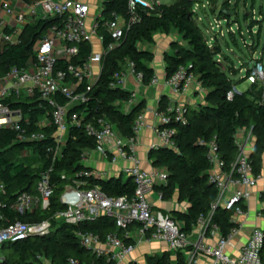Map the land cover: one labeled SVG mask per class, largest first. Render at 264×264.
I'll return each instance as SVG.
<instances>
[{"label":"trees","instance_id":"obj_1","mask_svg":"<svg viewBox=\"0 0 264 264\" xmlns=\"http://www.w3.org/2000/svg\"><path fill=\"white\" fill-rule=\"evenodd\" d=\"M229 0L223 8L227 9ZM106 10H116L126 15L125 0H110ZM193 3L188 0H175L172 5H161L158 14L145 13L139 10L140 20L125 32L124 36L103 56L101 69L95 83L87 92L84 102L70 108V113H76L80 120L79 126L71 125L65 138V143L59 155L53 161L48 151L56 149L55 128L53 125H42L41 121L51 120L53 107L40 100L38 95L32 98H11L6 101L9 106L21 113L19 125L25 130V135L40 133L39 141L20 140L17 132L0 130V180L5 185V193L0 195V229L10 222L21 220L30 225L42 221L51 223V229L43 235L29 236L17 242L4 243L0 251V264H40L41 259L51 264H69V259H76L81 264H111L103 256H97L92 251L81 247L75 234L76 230L89 231L102 238L109 232L121 233L115 227L113 219L101 216L94 221H88L78 226L58 220L56 213L64 209L60 203V195L65 187L80 189L100 187L110 197L132 196L135 183L132 178L124 180L121 177L102 178L92 173V169L84 165L82 156L95 149L94 138L87 134L89 124H96L104 118L113 125L123 139L134 137L133 125L138 114L145 106L144 100H138L125 111L122 104L130 96V92L121 87H113L114 75L123 70L127 62L134 64L136 72L143 75L144 85H148L154 75L153 53L145 44L154 43V35L162 32L169 34L176 31L181 40H173L171 52L164 54L166 78L174 74L179 67H185L193 73L204 92V102L197 107L186 106L184 116L187 123L171 124L177 130L174 136L175 147H157L149 152L152 165L166 171L167 183L156 184L154 190L162 194L163 200L176 197L179 203L186 204V211L172 210L163 212L175 220L183 232H190L200 215L210 217V223H215L222 236H227L235 223L231 221L233 211L218 206L210 215L213 203L217 200L218 191L210 182L212 165L207 159L208 144L214 142L216 153L222 162V171L232 178L237 177L234 166L238 147L237 134L242 129L251 130L254 139L253 147L248 153L254 174L262 172V155L264 152V94L261 83L251 84L245 91L233 90L239 83L246 81L251 69L247 67L244 77L238 83L233 74L217 60L218 49L212 47L208 37L197 25L192 11ZM218 18L230 20L231 16L219 11ZM55 19L38 20L27 25L21 34V43L4 46L0 53V70L6 71L11 66L24 67L33 55V45L41 38L46 28ZM258 24V29H260ZM104 45L112 42L111 37L102 29ZM90 43L79 46V53L73 57L76 65L84 63L92 54ZM261 64V58L257 61ZM59 65H62L61 63ZM232 91L231 99L227 93ZM60 104L67 99L58 96ZM165 104L159 103L158 110H163ZM17 149L31 150L39 158L38 165H30L16 158L12 153ZM53 167L51 183L53 194L47 209H38L33 213L18 214L11 209V204L20 192L35 194L36 183L42 171ZM264 203V192L261 195ZM243 209L246 206L237 203ZM264 217V208L262 209ZM264 231V228H263ZM128 242V240H125ZM174 252L164 251L160 255L148 256L146 264H172ZM179 252H176V254ZM264 253V247L262 250ZM176 264H187L183 257L177 255Z\"/></svg>","mask_w":264,"mask_h":264},{"label":"built area","instance_id":"obj_2","mask_svg":"<svg viewBox=\"0 0 264 264\" xmlns=\"http://www.w3.org/2000/svg\"><path fill=\"white\" fill-rule=\"evenodd\" d=\"M108 1L110 0H92L91 2L85 0H0V53L4 46L21 43V34L27 25L38 20L55 19L46 28L41 38L34 43L33 55L24 67L11 66L6 71L0 70V130L9 129L17 132L20 140H41L43 135L40 133L25 135V130L19 125L21 113L12 109L6 102L11 98H32L38 95L41 101L53 107L51 120L41 121L42 125L51 124L55 128L56 149L54 151L48 149L53 156V161L58 155L59 147L65 143L70 126L80 124L77 114L70 113V108L85 101L87 92L98 78L103 56L117 45L131 25L140 20L139 10L158 14L162 5L159 0H125L126 15H124L114 9L106 10L105 4ZM188 1L193 3L192 11L195 16L198 2L197 0ZM218 13L215 14L214 24L221 34L222 21L228 23L230 20L218 18ZM102 29L112 39L108 45H104V37L100 32ZM212 29H214L213 26ZM84 43L92 45V54L84 63L76 65L72 59L78 55L79 46ZM96 45L99 46V50H94ZM60 63L62 65H59ZM128 75H132L140 86L144 85L142 73L135 71L132 62H127L123 70L115 73L111 86L125 89ZM245 78L250 85L261 82L264 94L262 63L253 66ZM157 81V77L153 75L148 85H155ZM195 81L193 73L185 67H179L174 74L165 78V85L177 96L185 94ZM233 90H237L236 86ZM128 91L130 96L125 102L128 105L127 110L137 102L136 92ZM58 96L65 97L67 102L60 104L57 100ZM231 96L232 91H229L227 98L231 99ZM186 106L182 102H173L165 104L163 110L156 111L159 124L151 128L158 138V143L152 148H174L176 146L174 136L177 130L171 124L177 122L185 125L187 123L184 116ZM144 127L142 111L134 121V137L128 139L121 138L113 125L104 118L98 119L96 124L87 126V134L94 138V150H97L109 163L125 162L126 165L122 170L127 177L133 179L135 189L130 197L125 195L110 197L98 186L85 189L70 186L64 188L59 199L64 209L56 213L55 217L58 220L78 226L106 216L113 219L115 227L121 230L120 235L117 232H109L104 238L93 232L76 230L75 234L80 246L97 256L105 257L107 261H112L111 264H125L123 261L132 254L137 245L151 241L163 243L169 252L176 253L189 248L193 254L201 252L212 257L213 264H264V253H262L264 231L259 227L252 229L237 256L230 257L224 252L225 247L231 243L237 233L236 224L239 225L237 217L247 215L246 210L237 203L247 201L250 197L247 189L254 188L258 180L264 176V172L253 173L248 153L245 151L248 139L236 140L238 153L234 163L237 172L235 178L222 171V162L216 153L214 142L208 144L207 159L212 165L210 182L215 184L218 191L217 200L212 205L210 215L218 206L230 209L233 211L231 221L235 223V226L227 236H222L218 225L210 223V217L200 215L194 227L201 238L192 243L188 234L181 230L175 220L152 209L149 196L156 184L165 185L167 183V173L161 169L146 171L141 167V161L136 152V142ZM249 131L251 134V130ZM87 158L88 152L82 156V161L84 162ZM52 170L51 166L40 173L35 194L25 191L17 194L11 204L14 212L33 213L40 208L49 207L50 197L53 194ZM228 184L234 187H245V190L236 189L224 201L223 197ZM4 193L5 185L0 180V195ZM157 196L162 199L160 192ZM260 196L259 193L258 197ZM258 215L262 216V213L259 212ZM50 229L51 223L48 221L35 225L21 220L10 222L0 229V247L4 243L46 234ZM207 232L212 236L220 235L215 246L202 242V236ZM126 239L128 242L125 241ZM191 263L192 258L187 264ZM69 264L81 263L70 258Z\"/></svg>","mask_w":264,"mask_h":264},{"label":"crops","instance_id":"obj_3","mask_svg":"<svg viewBox=\"0 0 264 264\" xmlns=\"http://www.w3.org/2000/svg\"><path fill=\"white\" fill-rule=\"evenodd\" d=\"M213 7V6H212ZM231 29V27H229ZM166 36V35H165ZM173 39L171 37H160L152 45L148 46V49L153 53V62L151 64L154 69V75L157 77L158 81L155 85H139L132 75L126 77L125 89L136 92L137 100H144L145 106L142 110L144 115L145 127L140 131L138 140L136 142V152L141 161V167L146 171H151L155 168L152 165V162L149 159V152L154 145H157L158 138L155 132L151 127H155L159 124V120L156 116V111L158 110L159 103L163 102L164 104H171L173 102H182L187 106L197 107L199 104L204 102V90L199 85L197 80L189 87L188 91L182 95H174L171 92V89L165 85V62L164 54L171 52V42ZM251 68V67H249ZM246 71V70H244ZM240 77L242 75H239ZM245 83V82H243ZM242 85V83H241ZM249 86L241 88L237 86L236 89L240 92L245 91ZM122 107L125 111L128 109L126 103L122 104ZM237 138L240 140H247L245 151L247 153L253 147L254 139L250 134V131L247 129H242L238 132ZM84 165L92 169V173L100 176L102 178L109 177H121L122 180L126 179L127 176L123 172V168L126 163L119 161L117 163H109L106 161L102 155L97 150H91L88 152V158L83 162ZM264 172V152L262 155V173ZM236 189L245 190V187L239 186L234 187L231 184H228L226 191L224 193L223 200L225 201L230 197ZM247 191L250 193V197L247 201H244L246 206L245 210L247 215L237 217V233L231 243L225 247L224 252L230 256L235 257L238 255L240 248L246 243L251 231L255 227L264 228V217L258 215L259 212H262L264 208V203L261 196L258 197V194L264 192V176L258 180L257 185L254 188H249ZM158 191L153 190L149 196L150 202L152 204V209L156 212H170L172 210H181L186 211V204L181 202L179 203L176 197L170 200L159 199ZM223 204V202L221 203ZM188 237L192 243L198 241L199 232L193 226L190 232H187ZM220 238L219 234L214 236L210 235L208 232L202 236V242L207 245L215 246ZM167 251L163 243L158 241H151L149 243L142 242L137 245L132 252V254L127 257L123 263L128 264H146V258L148 256L160 255L162 252ZM177 255H180L187 262L192 258L191 264H213L214 259L210 256L204 255L199 252L193 254L191 249L185 251H180L179 253H173L171 256L172 264H176Z\"/></svg>","mask_w":264,"mask_h":264},{"label":"rangeland","instance_id":"obj_4","mask_svg":"<svg viewBox=\"0 0 264 264\" xmlns=\"http://www.w3.org/2000/svg\"><path fill=\"white\" fill-rule=\"evenodd\" d=\"M91 2L92 0H85ZM175 0H159L162 5H172ZM226 0H197L198 6L195 10V22L202 29L204 34L209 38L210 45L217 47V60L233 74L236 82H240L244 77L247 67H253L257 64L259 58L263 65L264 72V0H230L227 9L232 11L231 19L228 23L222 21V33L214 24L215 14L222 8ZM213 6V7H212ZM260 29H258V24ZM212 26L214 29H212ZM229 26L231 29L229 30ZM171 37L180 39L176 31L169 34L162 32L154 35V42L160 37ZM145 46H150L145 44ZM94 50H99V46H94ZM250 68V69H251ZM239 75H242L241 77ZM261 83V82H259ZM241 88L250 86L245 81ZM236 86V87H237ZM239 91V90H237ZM240 92V91H239ZM62 147H59L57 154L59 155ZM10 155L23 160L30 165H38L39 158L36 153L31 150H22L21 153L17 149H13ZM5 251H0V255ZM40 264H51L46 259H41Z\"/></svg>","mask_w":264,"mask_h":264},{"label":"water","instance_id":"obj_5","mask_svg":"<svg viewBox=\"0 0 264 264\" xmlns=\"http://www.w3.org/2000/svg\"><path fill=\"white\" fill-rule=\"evenodd\" d=\"M220 11H222L225 15H227V16H231L232 14H233V12L232 11H228V10H226V9H224V8H222ZM127 178H131V177H127ZM213 184V183H212Z\"/></svg>","mask_w":264,"mask_h":264}]
</instances>
